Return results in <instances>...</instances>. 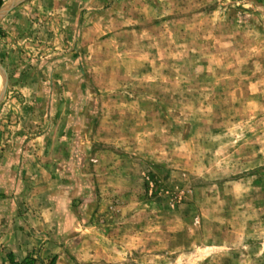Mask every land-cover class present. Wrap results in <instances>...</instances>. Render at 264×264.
<instances>
[{
  "label": "rangeland",
  "instance_id": "obj_1",
  "mask_svg": "<svg viewBox=\"0 0 264 264\" xmlns=\"http://www.w3.org/2000/svg\"><path fill=\"white\" fill-rule=\"evenodd\" d=\"M7 1L3 238L32 264H264V0Z\"/></svg>",
  "mask_w": 264,
  "mask_h": 264
},
{
  "label": "crops",
  "instance_id": "obj_2",
  "mask_svg": "<svg viewBox=\"0 0 264 264\" xmlns=\"http://www.w3.org/2000/svg\"><path fill=\"white\" fill-rule=\"evenodd\" d=\"M22 2V0H8L3 6H2V13L4 11H8L10 8H12L13 6H17ZM4 234H0V250L4 249L3 252H5V255H3L2 257H0V264H8L7 260H6V254L7 253H11L13 255V258L16 262H24L27 261V259L29 258V253H32L31 249H26L25 251H23L22 246H18V245H13L12 243H10L9 239H7L6 237L3 238ZM33 257V256H31Z\"/></svg>",
  "mask_w": 264,
  "mask_h": 264
},
{
  "label": "trees",
  "instance_id": "obj_3",
  "mask_svg": "<svg viewBox=\"0 0 264 264\" xmlns=\"http://www.w3.org/2000/svg\"><path fill=\"white\" fill-rule=\"evenodd\" d=\"M3 0L0 1V6L2 5ZM6 260L8 264H32L31 262L24 261V262H16L13 258V255L11 253L6 254ZM54 259H52L50 264H53Z\"/></svg>",
  "mask_w": 264,
  "mask_h": 264
},
{
  "label": "built area",
  "instance_id": "obj_4",
  "mask_svg": "<svg viewBox=\"0 0 264 264\" xmlns=\"http://www.w3.org/2000/svg\"><path fill=\"white\" fill-rule=\"evenodd\" d=\"M1 1V0H0Z\"/></svg>",
  "mask_w": 264,
  "mask_h": 264
}]
</instances>
